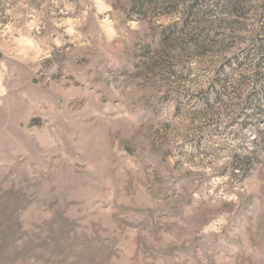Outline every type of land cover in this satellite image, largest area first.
<instances>
[{
	"label": "rangeland",
	"instance_id": "1",
	"mask_svg": "<svg viewBox=\"0 0 264 264\" xmlns=\"http://www.w3.org/2000/svg\"><path fill=\"white\" fill-rule=\"evenodd\" d=\"M0 264H264V0H0Z\"/></svg>",
	"mask_w": 264,
	"mask_h": 264
}]
</instances>
